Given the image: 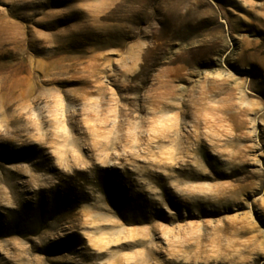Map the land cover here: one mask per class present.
I'll return each instance as SVG.
<instances>
[{
  "label": "rangeland",
  "instance_id": "374dc122",
  "mask_svg": "<svg viewBox=\"0 0 264 264\" xmlns=\"http://www.w3.org/2000/svg\"><path fill=\"white\" fill-rule=\"evenodd\" d=\"M0 264H264V0H0Z\"/></svg>",
  "mask_w": 264,
  "mask_h": 264
}]
</instances>
